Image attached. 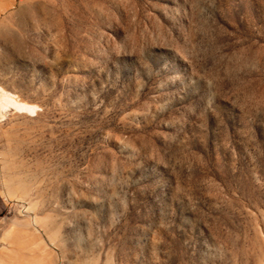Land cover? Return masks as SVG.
I'll return each mask as SVG.
<instances>
[{"label":"rangeland","instance_id":"1","mask_svg":"<svg viewBox=\"0 0 264 264\" xmlns=\"http://www.w3.org/2000/svg\"><path fill=\"white\" fill-rule=\"evenodd\" d=\"M0 26V264H264V0Z\"/></svg>","mask_w":264,"mask_h":264},{"label":"crops","instance_id":"2","mask_svg":"<svg viewBox=\"0 0 264 264\" xmlns=\"http://www.w3.org/2000/svg\"><path fill=\"white\" fill-rule=\"evenodd\" d=\"M10 4H11V0H0V16L2 15V13H4V7H7ZM2 29H3L2 26H0V40L2 39V36H3V30ZM0 45H1V41H0ZM0 94H11V93L0 86ZM7 107H9L7 104L4 106L2 105L1 109H6ZM10 107H12V106H10Z\"/></svg>","mask_w":264,"mask_h":264}]
</instances>
